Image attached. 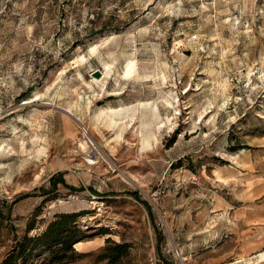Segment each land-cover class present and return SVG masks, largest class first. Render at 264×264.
<instances>
[{"label": "rangeland", "instance_id": "rangeland-1", "mask_svg": "<svg viewBox=\"0 0 264 264\" xmlns=\"http://www.w3.org/2000/svg\"><path fill=\"white\" fill-rule=\"evenodd\" d=\"M61 212L18 264H264V0H0V264Z\"/></svg>", "mask_w": 264, "mask_h": 264}, {"label": "trees", "instance_id": "trees-1", "mask_svg": "<svg viewBox=\"0 0 264 264\" xmlns=\"http://www.w3.org/2000/svg\"><path fill=\"white\" fill-rule=\"evenodd\" d=\"M50 183L55 186L57 183L64 184L60 173L50 177ZM77 212L56 213L53 218L46 224L44 230L38 235L29 236L27 233L34 228V222H28L26 234L16 242L12 251L4 258L2 264H18L20 260L26 258L27 251L36 247H44L50 254L51 262H60L70 252L76 255L72 245L82 240L86 233L81 230L77 223ZM126 246L117 244L111 249L112 257H117L125 253Z\"/></svg>", "mask_w": 264, "mask_h": 264}, {"label": "water", "instance_id": "water-1", "mask_svg": "<svg viewBox=\"0 0 264 264\" xmlns=\"http://www.w3.org/2000/svg\"><path fill=\"white\" fill-rule=\"evenodd\" d=\"M93 75L95 76V77H99L100 76V72L98 71V70H96L94 73H93Z\"/></svg>", "mask_w": 264, "mask_h": 264}]
</instances>
